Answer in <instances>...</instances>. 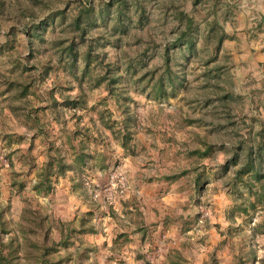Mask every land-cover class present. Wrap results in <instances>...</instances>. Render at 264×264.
<instances>
[{"label":"rangeland","instance_id":"obj_1","mask_svg":"<svg viewBox=\"0 0 264 264\" xmlns=\"http://www.w3.org/2000/svg\"><path fill=\"white\" fill-rule=\"evenodd\" d=\"M79 1L0 0V201L7 204L5 216L18 215L25 196L34 199L35 173L45 162L48 148L53 145L52 149L70 153L67 136L76 130V124L90 127L95 120L107 141V155L113 162L110 167H122L129 184H137L138 179L148 187L143 191L130 185L127 197L111 208L96 204L98 232L84 237L91 251L88 257L70 264H166V254L175 252L182 257V264H202L211 254L221 264H234L239 256L246 264H262L264 212L230 216L237 187L230 183L232 170L222 169L229 154L218 150L201 156L192 151L204 148L205 143L216 148L225 143L228 149V142L236 143L231 130L242 119L249 120L257 111L264 116V14L260 18L255 11L264 8V0H140L147 16L143 26L136 11L131 10L128 33L115 32L120 38L117 45L101 48L107 60L139 56L144 41L136 42V37H141L157 44L147 53L148 67L161 66L164 43L178 26L168 3L190 14L199 27L192 52L185 48L171 51L182 76L175 96L156 99L149 88L141 89L142 84L135 80L142 75V67H137L133 76L119 70L121 81L116 91L126 92L129 107L137 115L130 141L134 150L121 147L112 129L99 120L98 109L105 111L106 119L111 113L108 122L113 125L120 122L119 110L113 100H108L105 83L94 86L95 78H82L80 59L71 70L60 59L58 42L73 36L70 19ZM92 2L97 7L102 0ZM61 9L65 18L50 21L51 14ZM210 13V20L215 17L225 34L218 49L216 36L205 33ZM90 31L96 37L102 26L98 24ZM87 45H79V51ZM120 48L124 50L121 55ZM23 66L28 71H22ZM91 72L94 76L103 70L94 66ZM6 75L32 82L28 99L34 106V119L25 120L17 112L13 114L15 120L10 119L1 110L3 95L11 94L1 82ZM65 93L80 97L81 107L63 104ZM227 117L236 121L234 127H221ZM97 142L91 141V146L99 151L102 147ZM130 159L133 167L141 168L142 176L130 174L124 164ZM168 174L178 177L167 180ZM62 179L66 177L51 178L54 189L46 199L36 196V202L54 216H62V204L66 203ZM13 180L23 182V188L17 185L12 191ZM80 190L74 188L72 192L89 200ZM38 203L33 200V205ZM78 213L71 211L67 219Z\"/></svg>","mask_w":264,"mask_h":264},{"label":"trees","instance_id":"obj_2","mask_svg":"<svg viewBox=\"0 0 264 264\" xmlns=\"http://www.w3.org/2000/svg\"><path fill=\"white\" fill-rule=\"evenodd\" d=\"M194 1L197 3L199 0ZM169 4L167 8L174 9L173 18L178 21V26L174 36L164 43L161 66L150 69L147 65V53L157 45L153 39L143 40L141 37H136V42L144 41V48L139 56L132 57L129 55L127 59H124V56H117L112 60H107L105 52H102L101 49L106 44L117 45L120 38L115 36V32L122 35L128 33L129 24L132 23L133 17L131 10L136 11L140 26L146 24L147 16L144 12V4L140 0H102V3L98 4L97 7L92 0H80L75 15L70 19L73 36L58 42L60 59L66 62L70 70L74 66L77 67V61L80 59L83 62L82 78L86 76L89 80L95 78L94 86L105 83L108 90V100H113L117 111L119 110V113L116 114L117 120L120 119V122L117 124L113 120V125L108 122L111 113L106 119L105 111L98 109L99 120L106 127L112 129L114 138L120 141V145L124 149L134 150L130 141L135 132L134 126L137 115L135 110L129 107L126 100L129 98L125 94L126 92L123 90L116 91V87L121 81L119 70L122 69L124 73H131L133 76L137 67H142L144 69L142 75L135 80L136 84H142L141 89L149 88L156 99H164L168 95L175 96L182 85V76H180V70L177 67L179 65L172 61L171 51H182L185 48L188 52H192L195 49V40L198 37L199 28L196 21L180 7L178 9L173 7L172 3ZM211 8L213 7L211 6ZM65 13L64 9L56 10L49 19L52 22L58 16L64 19ZM210 15L211 13L206 18L208 22L205 33L208 36L212 34L216 36L215 48L218 49L225 34L220 26H217L215 17L210 20ZM98 24L102 26V31L96 37H92L93 35L89 34L90 29L97 27ZM109 25H114V27L109 28ZM34 28L38 29L37 26ZM89 36L90 40H87ZM114 36L116 38L110 40ZM86 42L88 43L86 49L79 51V45H84ZM122 51L124 50L120 48L119 55ZM94 66L102 69V74L92 76L93 72L91 71L94 70ZM44 69L47 73L48 66ZM22 71H28L27 66H23ZM1 82L5 85L6 90L11 93V103L15 111L23 115L25 120L34 119V106L28 99L32 82L16 80L11 75L1 78ZM62 98H64L63 104L70 108L76 109L82 105L80 97L65 93L62 94ZM221 98L225 99L224 96ZM227 119L225 124H220L221 127L229 128L236 125L235 120L232 121L228 117ZM79 125L76 124L78 126L76 130L67 136L70 153L62 152L60 148L56 147L52 149L53 145L48 148L45 162L35 173V180L32 184L34 199L25 196L24 204L18 215L12 218L5 216L7 204L0 201V264H70L73 260L79 262L83 256L88 257V252L91 250L88 248L90 246L85 242L84 237L86 234L98 232V227L94 222L95 210L78 211L80 213L70 220L50 214L46 207L36 202V196L47 197L53 191L54 186L51 180L53 176L63 177L68 171H74L80 177L82 186L93 204L112 207L101 200L93 201L82 180L88 174L94 175L96 181L104 180L113 168L109 167L110 157L107 155L105 136L95 120L90 127ZM235 127L231 131L235 132L236 143L228 142L230 145L228 149H226L225 143L219 144L217 148L213 143H205L204 148H197L192 151L193 154L201 156H209L218 150L229 154L222 164V169L223 172L232 170L230 183L235 188L237 187L236 201L231 207V217L236 213L264 212V116H261V112L257 111L249 120L242 119L241 124ZM91 141H98L97 143L102 149L96 150L94 146H91ZM96 169L101 171L95 172ZM177 177L176 174H168L165 178L173 180ZM17 185L19 189L24 186L23 182L18 184L14 180L10 182L12 191ZM130 192L128 189L119 195L115 204L117 201H123ZM33 200L38 204L33 205ZM164 258L166 264L183 263L182 257L177 252L174 255L168 253ZM259 263L264 264V259H260ZM202 264L221 263L214 254H211L209 259ZM234 264H246V262L242 256H239Z\"/></svg>","mask_w":264,"mask_h":264},{"label":"crops","instance_id":"obj_3","mask_svg":"<svg viewBox=\"0 0 264 264\" xmlns=\"http://www.w3.org/2000/svg\"><path fill=\"white\" fill-rule=\"evenodd\" d=\"M255 11L257 13V16L260 18H261V14H264V8H261V10L255 8ZM11 99H12L11 94L5 93V95H3V100L1 103V110L4 112L5 115H8L10 119L15 120L13 114H15V116H16L17 113H16L15 109L12 107ZM18 133H21V132H18ZM131 162H132L131 159L127 160V162H124V164L129 167L128 170H129L130 174L135 175V176H139V177L142 176L141 174H139L141 171V168L135 167V166L133 167L131 165ZM112 163L113 162H111L110 165ZM65 177H66V179H62V193H65L67 200L65 198L63 199L66 201V203L62 204V217L68 218L71 211H77L78 212V211H83V210H93L95 208L96 204H93L90 200L86 199L85 196L79 195V193L76 194V193L72 192V190H74V188L75 189L78 188V189L83 190L86 193V191L83 188L82 183L80 181V177L76 174V172L68 171V173L65 175ZM137 182L138 183L135 184L132 181V184L130 182V185L131 186L133 185L134 187L138 186L139 190L141 188V190H143V191L145 189H147L148 184H146V183H144L138 179H137ZM59 186H58V188H59ZM139 193H140V191H139ZM40 196L43 197V195H40ZM44 197H45L44 199H46V196H44ZM47 197H49V196H47ZM44 203H47L49 206H51V204L48 202H44ZM100 207L105 208L104 206H101V205H100ZM133 217H135V216H133Z\"/></svg>","mask_w":264,"mask_h":264},{"label":"built area","instance_id":"obj_4","mask_svg":"<svg viewBox=\"0 0 264 264\" xmlns=\"http://www.w3.org/2000/svg\"><path fill=\"white\" fill-rule=\"evenodd\" d=\"M4 165L8 166L6 159ZM82 180L93 201L101 200L108 205H114L117 197L130 188L126 171L118 165L109 171L104 180L96 181L91 174L84 176Z\"/></svg>","mask_w":264,"mask_h":264}]
</instances>
